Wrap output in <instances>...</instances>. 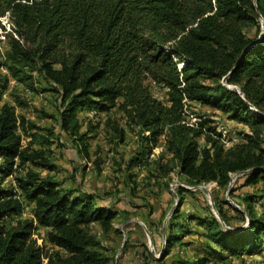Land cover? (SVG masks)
Instances as JSON below:
<instances>
[{"label": "trees", "instance_id": "1", "mask_svg": "<svg viewBox=\"0 0 264 264\" xmlns=\"http://www.w3.org/2000/svg\"><path fill=\"white\" fill-rule=\"evenodd\" d=\"M3 17L11 24L5 63L37 72L55 86L60 130L84 157L93 131L81 132L80 113L115 110L138 129L147 153L163 140L173 163L164 175L177 169L191 184L226 191L232 175L242 174L247 187L260 183L262 196L239 197L243 211L215 199L213 213L205 207L208 217L190 218L205 230L208 246L195 264H216L224 255L253 264L242 258L264 248V212L253 207L256 199L264 201V0H0ZM251 29L253 37L246 33ZM146 81L165 90L164 102L151 95ZM3 94L0 85V264H107L92 227L107 233L117 214L35 171L55 168L50 153L34 150L32 140L41 139L42 146L51 141L2 103ZM191 103L246 126L245 142L225 149L209 119L187 124L184 110ZM107 124L123 141L124 131ZM23 138L31 140L27 146ZM9 178L13 185L2 187ZM26 205H32L30 219L21 218ZM225 206L242 218L245 230H229ZM10 218L15 222L7 226ZM171 219H179V210ZM179 239L169 233L165 253Z\"/></svg>", "mask_w": 264, "mask_h": 264}, {"label": "rangeland", "instance_id": "2", "mask_svg": "<svg viewBox=\"0 0 264 264\" xmlns=\"http://www.w3.org/2000/svg\"><path fill=\"white\" fill-rule=\"evenodd\" d=\"M0 25L4 28L0 31L3 37L0 45V85L4 86L2 103L11 105L18 116H24L34 123L38 127L34 133L51 141L42 146L41 139L32 140L34 150L44 149L50 153L49 160L55 168L51 172H36L41 176H53L64 189L93 196L99 207L117 214L112 230L107 233L97 225L92 227L100 243L99 254L107 260V264H195L198 258L207 254L208 246L202 236L205 230L191 220V216L208 217L205 207L208 205L213 213L215 199L227 201L243 211L239 197L245 194L262 196L261 184L244 186L242 174L231 176L227 191L212 184H191L177 169L168 176L164 175L173 163L170 161L171 156L164 152L163 140L150 154L147 153L145 148H141L138 129L128 126L124 117L115 110L109 113H80L81 132L93 131L88 138L89 158L84 157L73 141L60 130L57 121L59 97L54 92L55 86L37 72L5 63L4 53L8 49L5 34H10L11 24L7 17H3ZM254 31L251 29L246 33L253 37ZM145 86L153 97L165 101V90L160 85L146 81ZM184 111L185 121L189 125H196L202 118L209 119L212 127L221 133L225 149L244 143V135L249 133L246 126L230 121L227 116L209 106L191 103ZM108 122L124 131L123 141L116 138ZM30 141L23 138L22 145L27 146ZM161 155H164L163 160L159 159ZM132 159L140 163L130 165ZM12 185L13 179L9 178L2 187ZM179 190L186 191L182 192V205L177 195ZM253 207L259 214L263 213L264 201L256 199ZM176 210H179V219L173 221L171 218ZM224 210L230 218V231L245 230L247 225L241 217L227 206ZM30 212V206L26 205L21 218L30 219ZM14 222L10 218L5 224L10 226ZM172 223L176 228L170 230ZM44 233L41 230L37 234L39 244L44 240ZM169 233L178 235L180 239L165 253L166 236ZM46 249L57 251L48 245ZM61 255L67 257L66 253ZM223 257L224 260L216 264H240L238 258ZM242 259L253 264H264V248L257 255L243 256Z\"/></svg>", "mask_w": 264, "mask_h": 264}, {"label": "built area", "instance_id": "3", "mask_svg": "<svg viewBox=\"0 0 264 264\" xmlns=\"http://www.w3.org/2000/svg\"><path fill=\"white\" fill-rule=\"evenodd\" d=\"M1 31V30H0ZM3 43V37L2 36H0V45ZM227 88L228 89H230V90H236V91H238V89H236L235 87H233V86H227ZM239 93V92H238ZM240 94V93H239ZM14 162L17 164L18 163V159L17 158H15V160H14ZM211 184V183H210ZM213 186H214V184H212ZM15 198H19V197H15ZM25 208V207H24Z\"/></svg>", "mask_w": 264, "mask_h": 264}, {"label": "water", "instance_id": "4", "mask_svg": "<svg viewBox=\"0 0 264 264\" xmlns=\"http://www.w3.org/2000/svg\"><path fill=\"white\" fill-rule=\"evenodd\" d=\"M246 54H247V51H245V53H244L242 59L245 57ZM240 61H241V60H240ZM240 61H239L238 64L236 65V68L239 66ZM230 184H231V183H230ZM229 186H230V185H229ZM229 190H230V188H229ZM212 209L214 210V207H212Z\"/></svg>", "mask_w": 264, "mask_h": 264}, {"label": "crops", "instance_id": "5", "mask_svg": "<svg viewBox=\"0 0 264 264\" xmlns=\"http://www.w3.org/2000/svg\"><path fill=\"white\" fill-rule=\"evenodd\" d=\"M30 208H32V205L30 206ZM30 217H31V214H30Z\"/></svg>", "mask_w": 264, "mask_h": 264}]
</instances>
